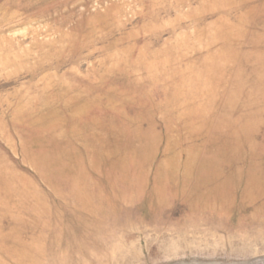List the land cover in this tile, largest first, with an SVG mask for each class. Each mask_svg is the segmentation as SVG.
Wrapping results in <instances>:
<instances>
[{
    "label": "rangeland",
    "instance_id": "1",
    "mask_svg": "<svg viewBox=\"0 0 264 264\" xmlns=\"http://www.w3.org/2000/svg\"><path fill=\"white\" fill-rule=\"evenodd\" d=\"M0 264H264V0H0Z\"/></svg>",
    "mask_w": 264,
    "mask_h": 264
},
{
    "label": "bare ground",
    "instance_id": "2",
    "mask_svg": "<svg viewBox=\"0 0 264 264\" xmlns=\"http://www.w3.org/2000/svg\"><path fill=\"white\" fill-rule=\"evenodd\" d=\"M177 145H178V144H177ZM173 146H175V145L173 144ZM171 149H172V148H171ZM192 157H193V156H190V154L188 155V159H189V158H192Z\"/></svg>",
    "mask_w": 264,
    "mask_h": 264
}]
</instances>
